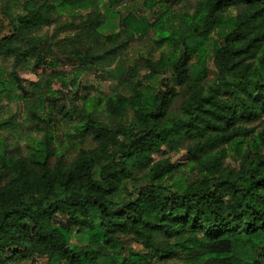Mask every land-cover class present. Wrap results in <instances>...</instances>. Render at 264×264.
<instances>
[{
	"label": "clouds",
	"instance_id": "obj_1",
	"mask_svg": "<svg viewBox=\"0 0 264 264\" xmlns=\"http://www.w3.org/2000/svg\"><path fill=\"white\" fill-rule=\"evenodd\" d=\"M261 170L264 0H0V264H264Z\"/></svg>",
	"mask_w": 264,
	"mask_h": 264
},
{
	"label": "trees",
	"instance_id": "obj_2",
	"mask_svg": "<svg viewBox=\"0 0 264 264\" xmlns=\"http://www.w3.org/2000/svg\"><path fill=\"white\" fill-rule=\"evenodd\" d=\"M165 36L168 35L167 32L164 33ZM198 69L194 68V71ZM232 91L231 86H228L225 89V93ZM199 107V105H197ZM227 112V107L226 105H222L218 103L217 101L214 100H208L206 102V107L204 109V114L205 116H209L211 119H215L216 116H221ZM261 180H264V170H261L260 173L257 174L256 177V187L253 189L252 193H250L249 196H246L244 198V207L249 208L251 207L253 211L255 212H264V199H255L252 200L251 204H248V200L250 199L251 195H255L257 197L264 196V184L260 183ZM242 220L247 223L249 217L247 215L241 217ZM121 222V221H117Z\"/></svg>",
	"mask_w": 264,
	"mask_h": 264
},
{
	"label": "rangeland",
	"instance_id": "obj_3",
	"mask_svg": "<svg viewBox=\"0 0 264 264\" xmlns=\"http://www.w3.org/2000/svg\"><path fill=\"white\" fill-rule=\"evenodd\" d=\"M210 67H211V62H210Z\"/></svg>",
	"mask_w": 264,
	"mask_h": 264
}]
</instances>
